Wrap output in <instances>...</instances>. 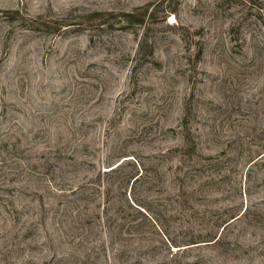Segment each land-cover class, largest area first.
Segmentation results:
<instances>
[{
    "label": "rangeland",
    "instance_id": "obj_1",
    "mask_svg": "<svg viewBox=\"0 0 264 264\" xmlns=\"http://www.w3.org/2000/svg\"><path fill=\"white\" fill-rule=\"evenodd\" d=\"M0 264H264V0H0Z\"/></svg>",
    "mask_w": 264,
    "mask_h": 264
}]
</instances>
